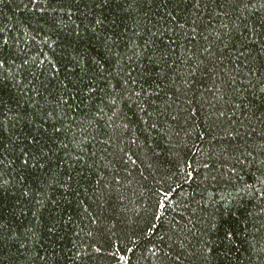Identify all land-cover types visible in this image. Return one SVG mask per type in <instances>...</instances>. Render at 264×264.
Segmentation results:
<instances>
[{"label": "trees", "instance_id": "1", "mask_svg": "<svg viewBox=\"0 0 264 264\" xmlns=\"http://www.w3.org/2000/svg\"><path fill=\"white\" fill-rule=\"evenodd\" d=\"M0 264H264V0H0Z\"/></svg>", "mask_w": 264, "mask_h": 264}]
</instances>
